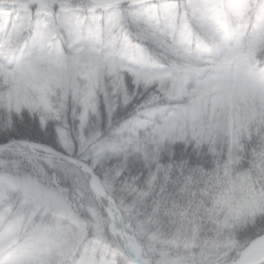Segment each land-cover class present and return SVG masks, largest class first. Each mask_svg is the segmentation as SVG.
Instances as JSON below:
<instances>
[{
	"label": "snow or ice",
	"instance_id": "6c2138e0",
	"mask_svg": "<svg viewBox=\"0 0 264 264\" xmlns=\"http://www.w3.org/2000/svg\"><path fill=\"white\" fill-rule=\"evenodd\" d=\"M0 264H264V0H0Z\"/></svg>",
	"mask_w": 264,
	"mask_h": 264
}]
</instances>
